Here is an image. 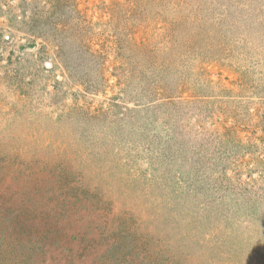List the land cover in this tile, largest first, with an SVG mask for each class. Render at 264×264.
Listing matches in <instances>:
<instances>
[{"label":"rangeland","instance_id":"obj_1","mask_svg":"<svg viewBox=\"0 0 264 264\" xmlns=\"http://www.w3.org/2000/svg\"><path fill=\"white\" fill-rule=\"evenodd\" d=\"M0 264H264V0H0Z\"/></svg>","mask_w":264,"mask_h":264}]
</instances>
